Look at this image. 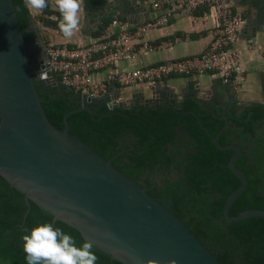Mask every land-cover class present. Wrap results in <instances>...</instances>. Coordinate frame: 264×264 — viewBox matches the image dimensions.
Returning a JSON list of instances; mask_svg holds the SVG:
<instances>
[{
  "label": "trees",
  "instance_id": "obj_1",
  "mask_svg": "<svg viewBox=\"0 0 264 264\" xmlns=\"http://www.w3.org/2000/svg\"><path fill=\"white\" fill-rule=\"evenodd\" d=\"M14 3L20 9L18 18L24 38L31 44L37 38L31 29L32 13L23 0ZM99 5L101 0L85 3L89 10ZM42 13L46 25H57V21L46 17L53 13L60 17L49 0ZM110 22L104 23L100 34ZM37 89L49 119L59 128L64 126L65 114L81 106V95L73 88L57 84L47 90L37 82ZM108 101H94L91 107L95 113L82 110L71 115L70 131L108 159L121 152L113 163L135 180L148 167L155 171L164 165L168 173L179 170V178L162 179L161 187L149 190L150 194L181 217L223 264H235L236 254L242 264H264V218L232 222L224 216L228 196L241 184L227 166L235 151L218 148L199 122L201 119L203 126L216 136L226 123L222 118L226 115L228 125L219 141L224 146L237 144L243 149L237 165L249 184L230 214L235 216L249 208L264 209V102L223 106L189 97L182 101L181 108L163 102L112 109ZM26 211L25 193L0 175V264H27L23 229L53 222L54 215L34 201L27 216ZM53 227L73 236L77 246L86 240L79 230L62 220ZM92 251L98 257L96 264H125L96 246Z\"/></svg>",
  "mask_w": 264,
  "mask_h": 264
},
{
  "label": "water",
  "instance_id": "obj_2",
  "mask_svg": "<svg viewBox=\"0 0 264 264\" xmlns=\"http://www.w3.org/2000/svg\"><path fill=\"white\" fill-rule=\"evenodd\" d=\"M106 1L101 0V4ZM145 2L135 0L133 12L144 10ZM117 3L110 4L112 9ZM15 10L14 0H0V175L25 193V216L34 201L54 215L52 226L57 220L68 223L94 246L125 264H145L149 259L159 264L171 260L175 264H223L181 217L114 165L121 152L108 159L70 131L71 115L82 110L95 113L91 104L109 97L113 109L119 95L81 96V106L65 114L63 128L49 119L36 76L51 85L58 83L52 71L45 69L48 55L32 62L34 45L26 42ZM119 11L125 16L124 10ZM32 26L40 37L34 21ZM170 106L181 108L179 101ZM222 118L226 123L216 136L201 119L199 122L218 148L235 151L227 166L241 184L228 196L224 216L232 222L264 218V209L260 208L230 214L249 181L237 165L241 146H224L219 141L228 125V117Z\"/></svg>",
  "mask_w": 264,
  "mask_h": 264
},
{
  "label": "crops",
  "instance_id": "obj_3",
  "mask_svg": "<svg viewBox=\"0 0 264 264\" xmlns=\"http://www.w3.org/2000/svg\"><path fill=\"white\" fill-rule=\"evenodd\" d=\"M49 1L51 7L56 10L53 0ZM116 1L118 3L112 9L110 4L112 2L115 4ZM134 1L120 0L122 2L120 8L119 0H107L97 9L89 10L85 7L86 0H83L80 28L72 39H66L62 35L58 23L56 26L46 25L42 12L32 13V17L40 32V39L47 46L51 44L82 46L102 37L104 32L100 34L102 33L101 28L106 21H111L110 18H121L133 26L158 13V10L153 8V2L156 0H145L144 7L146 8L135 13L133 12ZM225 5H231L237 17L239 38L232 49V60L240 63L244 68V73L239 78L227 83L219 75L207 73L190 77L175 76L156 85L146 84L130 87H123L112 81L106 94L109 96L117 94L120 99L116 98V101L127 102H134L140 98L155 101H183L189 97H197L202 99V102L212 101L223 105L264 102V54L262 51L264 45V0H220L212 7H204L196 11L177 10L175 17L167 26L151 30L146 39L152 43L176 39L178 41L165 49L142 54L130 63H115L110 68L94 73V77L103 79L108 72L130 70L140 65L202 53L214 38ZM120 9L124 10L125 16L120 14ZM108 100L111 98L109 97Z\"/></svg>",
  "mask_w": 264,
  "mask_h": 264
},
{
  "label": "built area",
  "instance_id": "obj_4",
  "mask_svg": "<svg viewBox=\"0 0 264 264\" xmlns=\"http://www.w3.org/2000/svg\"><path fill=\"white\" fill-rule=\"evenodd\" d=\"M218 1L220 0H156L153 8L158 13L136 25L130 26L116 17L106 27L103 36L94 42L82 46L49 45V63L45 69L52 71L58 84L73 88L81 96L93 98L105 95L112 81L123 87L156 85L170 77L215 73L224 82H230L244 73L243 66L232 60V49L239 38V30L231 5L224 6L214 38L202 53L140 65L130 70L108 72L103 79L94 77V73L110 68L115 63H130L142 54L165 49L178 41L152 43L146 39L151 30L167 26L177 10L196 11L212 7ZM47 18L54 21L60 19L55 14L48 15ZM262 51L264 54V45Z\"/></svg>",
  "mask_w": 264,
  "mask_h": 264
},
{
  "label": "clouds",
  "instance_id": "obj_5",
  "mask_svg": "<svg viewBox=\"0 0 264 264\" xmlns=\"http://www.w3.org/2000/svg\"><path fill=\"white\" fill-rule=\"evenodd\" d=\"M30 13L39 14L48 7V0H23ZM60 14L59 31L66 39H72L80 28L83 0H53ZM17 13L19 8L15 10ZM23 250L27 264H96L98 257L92 251L93 242L85 240L76 245L73 236L50 223H39L31 229H23ZM145 264H159L149 259ZM167 264H175L174 260Z\"/></svg>",
  "mask_w": 264,
  "mask_h": 264
},
{
  "label": "flooded vegetation",
  "instance_id": "obj_6",
  "mask_svg": "<svg viewBox=\"0 0 264 264\" xmlns=\"http://www.w3.org/2000/svg\"><path fill=\"white\" fill-rule=\"evenodd\" d=\"M31 29H32V31L37 33L36 29L33 28V26H31ZM39 39H40V37H39V35H37V38L33 41V43H31V44L34 45V49L30 53V57L32 59V62L38 61L39 57L43 58V57H45L44 55H48L46 53L47 44L43 43ZM47 49H48V47H47ZM36 77H37V82L40 83V84H43V86L48 90L49 87L51 86V84H49L45 80L42 81L39 78V76H36ZM108 102H111V100H109ZM163 102L167 103V104H170V103H173V100L155 101V100H145L143 98H140V99H138V100H136L134 102H127V101L123 100V102L116 101V103H113V104H114L115 107L121 106L123 108H131V107H134V106H137V105H150L151 106V105L161 104ZM203 103H209V104L211 103V105L212 104L214 105L216 102L206 101V102H203ZM179 104H180V106H182V101H179ZM221 105H223V104H221ZM230 105H232V104L223 105V106H230ZM122 163L123 162H119L120 165H123ZM168 176L170 177L171 173H168V170L165 169L164 165L161 168H159V169H157L155 171L148 167V168H145L138 175L136 181H138L144 187H147L149 190H154V189L160 188L161 187L160 184H161L162 179H165Z\"/></svg>",
  "mask_w": 264,
  "mask_h": 264
},
{
  "label": "rangeland",
  "instance_id": "obj_7",
  "mask_svg": "<svg viewBox=\"0 0 264 264\" xmlns=\"http://www.w3.org/2000/svg\"><path fill=\"white\" fill-rule=\"evenodd\" d=\"M179 175H180V172L177 169L173 170V172L171 173V176H173L174 179L179 178ZM211 245L214 246V248H216V249L220 248L219 245H216L214 243H211ZM233 261L235 264H242V261H241L240 257L237 256V254L235 256H233Z\"/></svg>",
  "mask_w": 264,
  "mask_h": 264
}]
</instances>
